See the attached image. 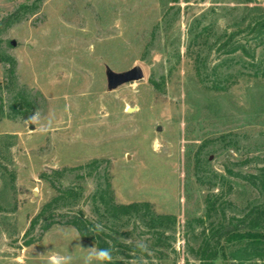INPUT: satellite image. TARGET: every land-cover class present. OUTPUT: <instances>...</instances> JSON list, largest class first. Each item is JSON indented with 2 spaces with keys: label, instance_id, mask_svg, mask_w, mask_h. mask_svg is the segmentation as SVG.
Returning <instances> with one entry per match:
<instances>
[{
  "label": "rangeland",
  "instance_id": "374dc122",
  "mask_svg": "<svg viewBox=\"0 0 264 264\" xmlns=\"http://www.w3.org/2000/svg\"><path fill=\"white\" fill-rule=\"evenodd\" d=\"M261 24L264 0H0V264H83L94 242L34 219L74 184L69 209L96 220L106 171L116 202L177 218L162 246L139 221L116 227L149 245L141 264H202L228 233L264 230ZM135 65L142 78L109 85Z\"/></svg>",
  "mask_w": 264,
  "mask_h": 264
},
{
  "label": "trees",
  "instance_id": "16d2710c",
  "mask_svg": "<svg viewBox=\"0 0 264 264\" xmlns=\"http://www.w3.org/2000/svg\"><path fill=\"white\" fill-rule=\"evenodd\" d=\"M261 28L264 29V24H261ZM3 60V57L0 55V62ZM96 163L98 161L94 160L91 163L74 169L88 170L91 165ZM63 170L66 171L68 169L64 168ZM86 174H91V172L86 171L84 174H78L77 177L84 179ZM54 188L58 191V194L42 207L34 219L42 220L41 230L46 231L56 223L71 225L77 230L82 239L94 242L98 249L111 248L113 256L111 264H124L116 260L117 256L121 254L127 256L123 250H134L131 249L130 245L121 244L117 236L118 230L116 227L125 226L131 220L139 221L155 237L153 246H162L161 236H164L166 231L173 233L175 230L177 223L176 216L173 214L157 213L148 201L116 202L107 171L105 172L104 180L97 181L96 189L92 195V202L97 214L96 220L86 218L80 211L79 213H72L69 209L75 203L74 201H69L68 195L75 194V196H81V190L77 191V187L74 184L66 187L54 185ZM59 209L67 211H60ZM96 223H101L105 231L98 234L89 231ZM128 234L123 233L124 236ZM166 238L171 239L173 237L168 235ZM225 241L227 243H222L217 251H208V248H204L200 258L201 263L216 264V261L219 259H222L224 264H228L230 260H238L241 264V259L248 260L253 258L264 261L263 229L252 228L247 231H241V233L230 232ZM230 242H241V246L235 250L230 249L228 247ZM105 263L108 264V262Z\"/></svg>",
  "mask_w": 264,
  "mask_h": 264
},
{
  "label": "clouds",
  "instance_id": "9594fccd",
  "mask_svg": "<svg viewBox=\"0 0 264 264\" xmlns=\"http://www.w3.org/2000/svg\"><path fill=\"white\" fill-rule=\"evenodd\" d=\"M25 123L28 124H39L40 123V113L39 111H35L31 116H29ZM47 125L41 124L40 131H47ZM89 231L94 233H101L105 231L104 226L101 223H96ZM122 242L129 243L131 242L130 239H126L124 237H120ZM133 243V247L135 250V257L133 259H128L124 261V264H141L142 257L144 254L149 252V245L144 240H136ZM80 246L83 245L79 242ZM87 255L83 258V264H103V262H108L111 264L113 259L112 256V249L111 248H104V249H97L94 246H89L87 249ZM123 259V258H122ZM50 264H71V257L70 256H60L56 255L50 258Z\"/></svg>",
  "mask_w": 264,
  "mask_h": 264
},
{
  "label": "water",
  "instance_id": "95a60500",
  "mask_svg": "<svg viewBox=\"0 0 264 264\" xmlns=\"http://www.w3.org/2000/svg\"><path fill=\"white\" fill-rule=\"evenodd\" d=\"M12 44H14V41H12ZM108 76H109V85L112 86L117 81L138 80L143 77V71L139 65H135L129 70L120 74L118 78H116L115 76L117 75L113 74V72H111L110 70L108 71ZM127 110L128 112H131L132 108L128 107Z\"/></svg>",
  "mask_w": 264,
  "mask_h": 264
}]
</instances>
